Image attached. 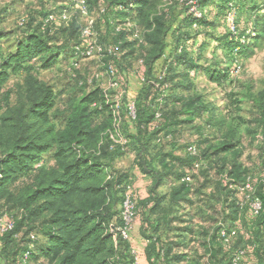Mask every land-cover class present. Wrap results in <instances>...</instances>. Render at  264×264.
<instances>
[{
  "label": "trees",
  "instance_id": "1",
  "mask_svg": "<svg viewBox=\"0 0 264 264\" xmlns=\"http://www.w3.org/2000/svg\"><path fill=\"white\" fill-rule=\"evenodd\" d=\"M122 1L125 2L114 3L130 12H118L128 16L137 14L138 26L144 29V42L151 47L149 58L144 62L147 75L137 97L135 118L130 116L128 108H123L129 113L134 133L130 128L126 131L116 127V111L106 92L100 87L88 88L87 83L80 86V82L76 86L82 97L71 103L69 115L59 125L53 122L52 113L60 94L33 71L54 68L62 55L65 60L75 58L83 30L77 19L53 32L43 30L42 22L37 23L32 17L20 24V33L0 31V203L4 204L0 208L7 206L15 221L13 230L0 233V259L4 264H24L27 255V264L38 260L48 264H134L131 244L119 232L124 227L123 204L131 175L114 168L115 161L131 146L135 151V165L152 181L149 196L135 200L136 217L142 219L141 233L148 242L146 255L150 264H231V253H224L216 242L219 226L213 228L210 248L205 241L209 226L196 229L191 218L188 226L180 227L188 222L185 217L191 215L183 212L198 204L201 209L193 217L199 216L202 223L219 222L207 212L220 216L226 223L241 220L256 242L260 264H264V185L254 186L247 192L246 203H243L246 195L240 199L238 187L246 185L244 173L236 161L232 165L234 169H227V157L239 143L235 128L229 141L216 145L213 153L203 157L207 168L200 169V176H192L195 184L185 179V171L193 169L201 158L178 157L162 153L161 149L149 155L151 146L161 140L160 133L164 132L167 137L175 129L194 124L211 110L204 97L193 91L191 79L197 77L201 68L188 59L183 49L187 36L179 34L180 28L177 29L175 48L166 57L170 28L153 16L154 0ZM107 11L111 13V9ZM193 20L204 21L203 18ZM119 35V48L123 50L127 46L123 40L128 34ZM12 40L15 41L13 50L5 53L4 42ZM226 44L229 54H235L233 41L227 40ZM248 52H251L250 44L239 45L237 55ZM159 61L163 62L162 67L156 70ZM185 68L189 71H184ZM20 69L25 72V79L16 87V103L4 109L1 91ZM209 75L210 81L220 88L229 78L228 69H214ZM156 83L160 84V90ZM166 89L169 93L160 97L157 104L156 99ZM85 90L89 91L84 93ZM216 112L215 108L212 118ZM155 120L158 121L152 129ZM236 120L245 122L242 118ZM119 133L126 145L112 138ZM219 162L217 176L226 174L232 179L234 189L228 190L220 181L212 186L209 171ZM22 181L25 184L18 188ZM166 187V191L161 190ZM209 188L214 190L206 195L205 190ZM254 198L262 202L258 215L249 206ZM250 214H253L251 220ZM170 234L174 236L166 238ZM194 237H199L205 254H211L209 262L205 263L200 255L192 257L184 252ZM245 243L239 236L231 242L232 250H241L240 246Z\"/></svg>",
  "mask_w": 264,
  "mask_h": 264
},
{
  "label": "rangeland",
  "instance_id": "2",
  "mask_svg": "<svg viewBox=\"0 0 264 264\" xmlns=\"http://www.w3.org/2000/svg\"><path fill=\"white\" fill-rule=\"evenodd\" d=\"M89 1L90 15L82 18L69 7L68 3H65L66 8L60 6L61 0H0V31L20 33V28H22L20 24H23V21L32 17L37 23H40L47 13H56L63 9L70 12V22L77 19L81 29L93 23L92 34L85 38L81 35L79 43L81 44L85 39L86 43L100 45L104 48L103 53L84 56L79 59L77 66L73 65L75 59L65 60L62 55L54 68L50 70L36 69L33 74L41 81L54 87L60 94L56 108L52 113L53 122L56 125H59L69 115L71 103L82 97L81 91L76 86V83L80 82V86L81 83H87L88 88L100 87L106 92L116 111V127H123L126 131L131 129V132L134 133L135 127L129 121L128 115L130 106L135 107L137 97L146 81L147 72L144 62L149 58L151 47L149 48L148 44L144 42V29L142 26H138L137 14L133 13L132 16H128L118 12H128L124 6L117 7L115 5L114 2L118 0ZM120 1V3L125 2ZM153 3V16L170 28L166 40V57L175 48L174 39L176 36L174 32L180 28L179 34L187 36L183 49H185L188 59L195 61L201 68L197 77L191 79L193 91L204 97V101L210 105L211 112L192 125L175 129V132L173 134L171 132L167 137L164 132L160 133L158 136L161 140H156L155 146H151L149 155L153 156L158 149H161L162 153L174 154L178 157L184 158L189 155L201 158V161L195 162L193 169L185 171L187 174L185 179L195 184L192 176H200V169L207 168L203 157L213 153L216 145L229 141L231 130L235 128L239 143L227 157V169L230 171L234 169L232 165L236 161L237 164H235L244 173L246 183H250L253 188L254 186H263L264 0H154ZM108 9H111V13L107 11ZM107 14L109 19L106 17ZM191 15L193 19L203 18L204 21L202 23L194 22L193 19H190ZM41 18L42 20H40ZM120 33L128 34L123 40L124 46H127L123 50L119 48L117 53L114 51L110 53V48L120 47V42H118ZM227 40L233 41L235 44V54H229ZM135 41L138 44H134ZM242 44H250L251 52L240 56L237 55V52L239 45ZM14 46L15 41L12 40L8 43L4 42L2 47L5 53H9ZM203 46L204 48H202ZM200 47L202 48L201 52ZM181 50L182 48L179 52ZM162 63L159 61L156 70L162 67ZM112 68L117 73L115 77L110 75ZM214 69H228V81L223 83L221 88L210 81L209 74ZM232 69H236L233 75L230 73ZM184 71L189 70L185 68ZM24 79L25 72L21 69L12 74L9 83L1 91L4 109L7 105L16 103V87L22 84ZM90 80H93L92 84H90ZM116 81H118V85H115ZM156 86L160 90V84L156 83ZM87 91L89 90H85L84 93ZM168 93V89L164 90L163 94L156 99V103L160 102V97H164ZM123 108H128L129 113L123 111ZM215 108L218 112H216V117L212 118ZM237 108L241 110L237 111ZM122 112L127 115L123 116ZM241 118L245 121L244 123L236 120ZM222 120L224 122L221 123ZM157 121L155 120L153 123L152 129ZM121 137L120 133L115 135L117 141H120ZM158 144L160 145L158 146ZM192 147L196 149V155L191 154L190 148ZM135 158V151L130 146L127 148L126 154L115 161L114 168L129 172L128 175L131 177H129L127 192L130 191L135 196V200H138L144 193L135 186L138 177H140L139 170L134 169ZM49 165H52V162ZM220 167L221 162L215 169L209 171L213 180L212 186L214 187L216 181H220L221 186L228 190L234 189L232 179L230 180L226 174L217 176L216 172L218 173ZM197 179L202 180V177H197ZM23 183V181L20 182L18 188L22 187ZM162 190L166 191L167 187ZM213 190L214 188L205 190L206 195L212 193ZM244 195H246V199L244 198L243 203H246L249 201V194L240 192L239 197L243 200ZM1 205L4 206L3 203H0ZM5 207L7 208V206ZM5 207L0 208V219L4 215H10ZM200 207L198 204L194 210L198 213ZM251 217L253 214H250L249 220ZM0 264H4L1 259ZM31 264L48 263L38 260Z\"/></svg>",
  "mask_w": 264,
  "mask_h": 264
},
{
  "label": "built area",
  "instance_id": "3",
  "mask_svg": "<svg viewBox=\"0 0 264 264\" xmlns=\"http://www.w3.org/2000/svg\"><path fill=\"white\" fill-rule=\"evenodd\" d=\"M69 7L73 10H75L76 13L82 18L89 17L90 15V5H89V0H67ZM71 20V15L68 10H62L59 13H50L48 14L43 20H42V26L43 30L48 29L49 31L53 32L57 30L61 26H68V23ZM25 21H23L24 23ZM93 23L89 24L87 27L83 28L82 30V37L85 38L88 35H91V30H92V25ZM233 28V27H232ZM119 50L118 46H115L114 49L110 48L109 52L111 53L112 51L116 52ZM104 48L100 45H97L95 43H89L84 41L79 44L76 47V52H75V61L73 62L74 66L78 65L79 59L84 57V56H91L94 53H103ZM236 70V69H234ZM233 69L230 71V73L233 75L234 71ZM110 75L112 77H115L117 75L116 71L112 68L110 69ZM90 84H92L93 80L89 81ZM84 84V83H81ZM115 85H118V81L115 82ZM130 115L132 118H135V107L130 106ZM157 118L160 117L159 114L156 115ZM114 138V141L118 144H126V141L121 137L120 141H117ZM190 152L192 155H196V149L194 147L190 148ZM190 181V180H189ZM253 190V187L251 186L250 183H246L244 187L240 189L241 194H245L247 192H251ZM250 208L251 211L253 212L254 215H258L259 212L262 209V202L259 198H254L250 202ZM136 201H135V196L130 193V191L127 192L126 194V199L123 204V212H122V218L124 221V227L119 229V232L121 234V237L125 240L130 242L131 240V231L133 229V225L136 220ZM15 225L14 218L10 215H4L0 219V233H6L8 231L13 230ZM221 239L223 246L226 250V252L231 253L232 259H231V264H245V258L247 255V251L245 249L241 250H232V245H231V238L229 234L226 231L221 232ZM132 255L134 257V264H140L139 257L132 249ZM28 256L26 255L24 258V264H27L28 262Z\"/></svg>",
  "mask_w": 264,
  "mask_h": 264
},
{
  "label": "crops",
  "instance_id": "4",
  "mask_svg": "<svg viewBox=\"0 0 264 264\" xmlns=\"http://www.w3.org/2000/svg\"><path fill=\"white\" fill-rule=\"evenodd\" d=\"M62 2L60 3V6H62L63 8H66L65 3L67 4V0H61ZM64 10V9H63ZM135 170H139L138 167L135 166L134 168ZM140 177H138V180L135 184L136 188L144 193V195H141L139 197L140 200H144L149 196V189L151 187L152 181L151 179L144 175L142 172H140ZM144 186H146V189H144ZM149 187V188H148ZM162 190V189H161ZM164 191V190H162ZM184 214L190 213L191 215L188 217H185V220L188 221L187 223H183L180 224V227H185L188 226L190 223L189 221L191 220V218H193V224L196 226V229H198V227L201 226H209L210 227V231L208 236L205 237V241H206V245L208 248H210L211 246V241H212V237L214 236V226H219L220 229L218 232H216V242L220 244V246L223 248L224 253L226 252L223 243H222V239H221V232L222 231H226L230 238H231V242L234 243L235 240L239 237L242 236L243 239L245 240V244L240 246V249H245L247 251V255L245 258V264H260L259 259H258V254H257V245L256 242L254 241L253 238L250 237V233H248V231L245 230L244 228V224L242 223L241 220H236L233 223H226L224 221L223 218H221L220 216H214L211 212H207V215L211 217H214V219H218V223H216L215 225L211 224L210 222L208 223H202V221L199 220V216L198 218L193 217L195 216L196 210H194V208H187L185 212H183ZM249 218V217H248ZM141 227H142V219L141 217H138L135 220V223L133 225V229L131 231V240H130V244L131 247L134 251H136L138 257H139V261L140 264H150L148 257L146 255V249L148 246V242L145 239V237L142 235L141 233ZM168 236V235H167ZM174 234H170L169 237L166 238H171L173 237ZM165 238V237H164ZM188 247V248H187ZM186 249L184 250L185 253H189L192 257L193 256H197L200 255L203 257L204 262L207 263L209 262V258L211 256L210 253L205 254V250L200 247V241H199V237H194L193 242L188 243ZM174 252H178L177 250H174ZM185 264V263H182Z\"/></svg>",
  "mask_w": 264,
  "mask_h": 264
}]
</instances>
